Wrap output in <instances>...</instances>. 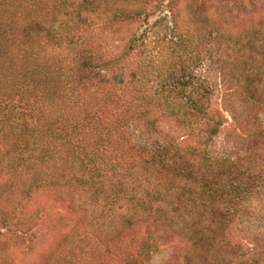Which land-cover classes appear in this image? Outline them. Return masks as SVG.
Listing matches in <instances>:
<instances>
[{
    "label": "trees",
    "instance_id": "16d2710c",
    "mask_svg": "<svg viewBox=\"0 0 264 264\" xmlns=\"http://www.w3.org/2000/svg\"><path fill=\"white\" fill-rule=\"evenodd\" d=\"M262 113L264 0H0V264H264Z\"/></svg>",
    "mask_w": 264,
    "mask_h": 264
},
{
    "label": "rangeland",
    "instance_id": "374dc122",
    "mask_svg": "<svg viewBox=\"0 0 264 264\" xmlns=\"http://www.w3.org/2000/svg\"><path fill=\"white\" fill-rule=\"evenodd\" d=\"M165 1H167V0H165ZM221 1L224 4H230L231 3V0H221ZM157 17H158V14L150 16L148 21L153 22ZM232 86H233V83L229 82L228 87H232ZM212 113H213V115L217 114V116L216 115L215 116L219 117L220 119H223V120L227 119L228 122L225 123L223 127H226V126H228V124H231L229 114L227 111H225V107L223 105L222 95H219L215 99V101L213 103V107H212ZM218 113H219V115H218ZM258 117H259V120L264 125V113L260 114ZM223 127H221V130L223 129ZM29 214L33 217V221L31 222V225H32V227H34V224L37 225L36 221L34 220V218H36V208L31 209L29 211ZM6 232H7L6 229L0 225V233L6 234ZM5 236L6 235H4L3 238H5ZM8 242L11 244V248H13L15 250V254L18 255L19 258L23 262L29 261L30 255H31V254L29 255V251H30V249L33 248V246L30 245L31 243L29 240H27V238L25 240L23 239V240H19L17 242H14L12 240H8ZM40 246H43L44 248H46L48 246V242L42 241ZM35 250L36 249L34 248V251ZM183 255H185L184 252L180 248H178V246L175 245L174 242H168L167 244L161 246L153 254H151L148 257V259L144 262V264H194L191 262L184 263ZM77 260H79L78 264H91V263H89V261L87 259H85V257H84V259H83V257H79V259H77ZM113 262H114V260H112V262L109 260H104V261L99 260V261L95 262V264H113Z\"/></svg>",
    "mask_w": 264,
    "mask_h": 264
}]
</instances>
